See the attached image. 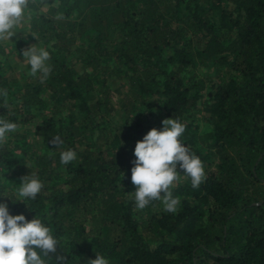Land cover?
<instances>
[{"label": "trees", "instance_id": "16d2710c", "mask_svg": "<svg viewBox=\"0 0 264 264\" xmlns=\"http://www.w3.org/2000/svg\"><path fill=\"white\" fill-rule=\"evenodd\" d=\"M29 7L28 46L49 52L52 71L42 79L21 61L7 65L0 42L7 91L0 117L21 127L39 109L45 121L36 150L23 130L20 148L0 147V197L13 201L0 203L51 229L58 245L47 264H57L56 255L87 264L96 253L109 264H264V0H30ZM15 41L8 52L22 56L27 40ZM156 108L186 123L180 139L204 165L195 189L181 171L171 189L180 199L175 213L161 201L137 209L129 196L135 146L161 130L146 119ZM118 112L105 135V119ZM200 112L207 132L199 131ZM57 136L63 143L55 146ZM69 149L76 159L62 164ZM19 150L24 170L16 168ZM30 172L44 184L35 200L17 195Z\"/></svg>", "mask_w": 264, "mask_h": 264}, {"label": "clouds", "instance_id": "9594fccd", "mask_svg": "<svg viewBox=\"0 0 264 264\" xmlns=\"http://www.w3.org/2000/svg\"><path fill=\"white\" fill-rule=\"evenodd\" d=\"M29 4L30 0H0V42L10 43L16 36V29L22 25ZM23 57L22 63L30 65L33 75L39 72L42 79L48 78L52 69L46 63L50 59L47 50L33 45L23 51ZM0 96H7V91L0 89ZM162 125L161 130L151 129L135 146L131 182L136 190L129 196L134 197L137 209L142 210L153 201H161L166 212L175 213L180 199L173 196L171 189L180 181L181 171L190 177L194 189L205 179V171L200 158L180 139L186 123L179 118H170L163 120ZM17 127L16 123L0 117V145L8 142L7 134ZM51 143L58 146L63 141L57 136ZM76 156V152L69 149L60 153V161L67 165ZM43 187L38 175L30 172L21 178L17 195L35 200ZM0 198L12 201L7 196ZM57 245L58 240L40 218L36 216L28 221L22 214L10 215L8 204L0 203V264H47L50 254H56ZM55 258L57 264H67L65 256L56 255ZM87 264H109V260L96 253V258Z\"/></svg>", "mask_w": 264, "mask_h": 264}, {"label": "rangeland", "instance_id": "374dc122", "mask_svg": "<svg viewBox=\"0 0 264 264\" xmlns=\"http://www.w3.org/2000/svg\"><path fill=\"white\" fill-rule=\"evenodd\" d=\"M41 9L43 12H46V5H44ZM24 16H25V18H24L22 25L16 29V31H17L16 36H14L13 39L10 40V43H4V42L2 43V45L4 46V49H5L4 54H6V58L8 59L7 65L12 64L13 61L23 62V59H24L23 55L22 56H17V55L11 56L10 52H8L9 45L12 44V45L16 46L15 39H19V38L20 39H26L27 43L24 45L25 46L23 48V51H24L27 48H29L28 45H29L30 38L34 37L33 33L31 32V22L34 21V19H33L34 10L31 7H28L27 9H25ZM23 65L28 67V65L26 63H23ZM20 72L24 73L25 70L22 69ZM201 76H203V74ZM22 83L23 82H20V84H22ZM119 115H120V112L112 114V115L109 114L107 119H105V123L102 126L106 130L105 135L112 133V129H111L112 126L113 127L117 126V122L119 121L118 120ZM29 116L31 117V120L25 126L17 127V129L14 132H10L7 134V136H8V142L7 143L11 144L13 147L18 145L20 148L21 145L18 143L20 141L21 135H19L18 133L20 130H23L26 134V139H27L29 146H30V148L28 147V149L30 150V152H32L38 148V142L37 141L39 138L35 133L36 127L42 126L45 120L42 118V111H40L39 109H37L35 111L32 110V113H30ZM195 118L200 123L199 124L195 120V122L200 125L199 131L204 129L207 132L209 129H207L206 126L204 125L205 122L203 120V114L200 112V113H198V115H196ZM146 119H147V121H149L153 125H156V124L160 125L161 129H162V127H163L162 121L165 120L166 118L164 117L163 113L156 108L153 110L152 116H150L149 118H146ZM3 145H0V147H2ZM16 153H19V159H21L20 162L17 164L16 168H21V170H24V163H25L24 161L26 160V157L24 156V153L21 150L16 151ZM0 176H2V174H0ZM8 181L9 180H7V183H8ZM153 212H156V209L153 208Z\"/></svg>", "mask_w": 264, "mask_h": 264}]
</instances>
